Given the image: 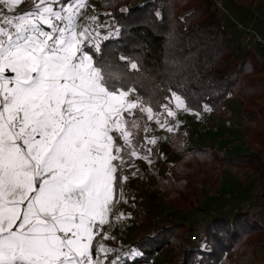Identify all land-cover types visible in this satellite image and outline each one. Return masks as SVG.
<instances>
[{
  "label": "snow or ice",
  "instance_id": "obj_1",
  "mask_svg": "<svg viewBox=\"0 0 264 264\" xmlns=\"http://www.w3.org/2000/svg\"><path fill=\"white\" fill-rule=\"evenodd\" d=\"M24 2L0 0V264H106L111 250L93 242L123 168L156 143L137 139L140 120L166 127L160 116L175 112L145 105L127 78L117 85L119 73L94 64L85 47L100 33L95 16L79 22L84 0H32L17 13Z\"/></svg>",
  "mask_w": 264,
  "mask_h": 264
},
{
  "label": "trees",
  "instance_id": "obj_2",
  "mask_svg": "<svg viewBox=\"0 0 264 264\" xmlns=\"http://www.w3.org/2000/svg\"><path fill=\"white\" fill-rule=\"evenodd\" d=\"M96 1L98 16L112 26H102L85 50L96 66L121 75L113 83L120 85L127 78L136 89L133 96L154 110L162 112L161 106L168 104L181 113L211 112L224 125L233 119L225 100L242 102L240 123L252 141L246 153L218 158L213 144L189 145L183 128L169 133V147L179 160L168 165L164 177L156 178L166 204L185 208L189 199L213 187V173L219 178L224 165L250 171L264 197V57L238 46V35L215 11L212 0ZM236 1L224 3L232 7ZM121 57L137 63L138 70H129ZM173 93L183 101L180 107ZM250 123L255 124L252 133ZM138 135L143 138L142 132ZM119 194L120 189L115 200ZM257 214L212 211L201 220L204 227L197 236L193 223L165 221L130 243L126 252L112 253V259L118 258V264H150L168 249L169 264H264V225Z\"/></svg>",
  "mask_w": 264,
  "mask_h": 264
},
{
  "label": "rangeland",
  "instance_id": "obj_3",
  "mask_svg": "<svg viewBox=\"0 0 264 264\" xmlns=\"http://www.w3.org/2000/svg\"><path fill=\"white\" fill-rule=\"evenodd\" d=\"M29 2L30 0H25L16 9L17 13L24 12L22 9L29 6ZM85 4L86 8L83 10L80 23L86 22L85 17L95 16L97 19L94 21L93 26L97 28V31L102 26L107 28L112 26L111 22L98 16V1L86 0ZM226 7L230 14L234 16H236L234 9L240 10L242 14H256L259 18L258 27L252 25V29L264 36V0H238L232 4V7ZM238 49L240 48L238 47ZM250 51L263 56L258 49ZM130 98L132 97L130 96ZM224 106L233 114V119L227 124L229 126L224 125L223 119L211 114V112L181 113L177 108L174 109V117L160 116L162 121L166 120V127H160L155 121H147L146 118H141L139 133H143L142 137L147 135L149 139L154 138L156 143L145 144L140 149L141 156H147L148 159L133 157L130 159L129 165L123 168V170H126V175L128 177L130 175V178L126 182H122L119 202L115 205L113 215L109 217L110 222L105 224L101 234L95 237L94 245L99 242L106 248L113 247L110 253L115 254L116 251L124 253L130 243L147 233L151 227H157L160 225L159 223L173 220L185 222V224H195L193 229L195 236H197L204 227L201 220H204L205 215L212 211L234 213L236 210H241L242 212H248L250 215L257 212V220L264 225V197L250 171L224 165L219 178L213 173V181L216 180L213 187L209 188L206 193H199L189 199L185 208L168 206L164 192L156 185V178L164 177L168 165L179 160V156L169 147L171 138L167 127H172L173 131L179 128L186 130L189 145L207 146L213 144V147L216 145L226 147L225 144H230L226 155H239L248 152L247 147L252 141L249 142V135H245L244 125L240 123L242 102L228 98V100H225ZM145 124L148 128L146 134L143 132ZM249 127L250 133H252L255 124L250 123ZM214 129H217V131ZM228 129H231L232 133H227ZM137 139H140L139 135ZM153 147H155V150H153ZM148 149H151V151L148 152ZM149 161L151 162L149 163ZM119 214L123 215L119 220L115 219V216ZM105 234L108 237L107 239L103 238ZM193 245L196 246L197 243L194 242ZM170 262L171 254L168 249H165L154 256L150 264H169Z\"/></svg>",
  "mask_w": 264,
  "mask_h": 264
},
{
  "label": "built area",
  "instance_id": "obj_4",
  "mask_svg": "<svg viewBox=\"0 0 264 264\" xmlns=\"http://www.w3.org/2000/svg\"><path fill=\"white\" fill-rule=\"evenodd\" d=\"M213 8L219 14L224 15L232 26V30L238 35V46L244 48L248 51L258 49V51L264 56V36L262 33H257L252 29V26H245L242 21H240L233 14L231 15L228 8L226 7L224 0H212ZM258 20L256 14H254ZM217 131V129H214ZM225 146L218 147L217 145L213 147L218 157H223L227 153V149L230 144H225ZM194 239V237H192Z\"/></svg>",
  "mask_w": 264,
  "mask_h": 264
},
{
  "label": "crops",
  "instance_id": "obj_5",
  "mask_svg": "<svg viewBox=\"0 0 264 264\" xmlns=\"http://www.w3.org/2000/svg\"><path fill=\"white\" fill-rule=\"evenodd\" d=\"M235 13H236V16L238 17V19L240 21H242V23L245 26H252V25H254L255 27L256 26L258 27V23L257 22H259V20L256 17H254V15L248 14V13H245V14L243 13L242 14L240 10H238V11L236 10ZM227 126H229V125H227ZM231 129H228L229 131L227 133H232V130ZM225 140H227V139H225ZM125 172H126V170L124 169L123 172H122L123 173L122 174L123 176H127ZM128 178H130V175H129ZM108 248H110V250L113 249V247H108ZM108 258H110L108 260V264H110V261L112 260V253H109Z\"/></svg>",
  "mask_w": 264,
  "mask_h": 264
}]
</instances>
